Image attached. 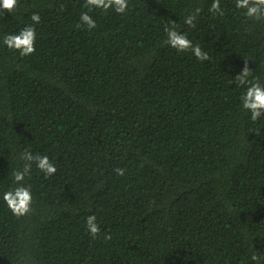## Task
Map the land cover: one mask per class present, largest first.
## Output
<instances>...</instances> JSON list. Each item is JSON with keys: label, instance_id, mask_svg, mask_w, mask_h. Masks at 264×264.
Returning a JSON list of instances; mask_svg holds the SVG:
<instances>
[{"label": "trees", "instance_id": "obj_1", "mask_svg": "<svg viewBox=\"0 0 264 264\" xmlns=\"http://www.w3.org/2000/svg\"><path fill=\"white\" fill-rule=\"evenodd\" d=\"M211 3L128 0L123 14L93 9L92 30L78 26L85 0L0 9V264H253L264 254V116L251 120L246 85L234 82L247 65L264 85V20L235 0L213 16ZM34 12L36 51L20 56L3 37ZM173 25L209 59L165 43ZM25 149L57 172L32 162L22 182L31 211L17 217L3 193Z\"/></svg>", "mask_w": 264, "mask_h": 264}, {"label": "clouds", "instance_id": "obj_2", "mask_svg": "<svg viewBox=\"0 0 264 264\" xmlns=\"http://www.w3.org/2000/svg\"><path fill=\"white\" fill-rule=\"evenodd\" d=\"M18 0H0V9H6L8 12L17 7ZM88 10L80 14L79 24L84 25L87 29L92 30L97 27L96 21L89 13L93 9H102L107 12L113 9L118 14H123L128 10V0H85L84 5ZM235 7L242 9L243 14L252 20H264V0H235ZM201 9L197 7L193 12L189 13L183 20L189 27H195L194 21L199 15ZM209 12L213 15L223 16L225 13L221 8L220 0H212ZM32 24L25 25L18 33L6 34L3 37V44L9 49L19 52L20 56H29L36 51V28L35 25L40 23L41 17L39 13L34 12L30 16ZM167 40L165 43L176 49L178 52L191 50L194 56L200 60L205 61L209 59L207 52L203 51L199 44H193V41L188 38L186 33L180 32L175 25L172 27H165ZM251 70L247 65L242 71L235 76V81L238 85H246V90L241 96V103L243 109L250 112V118L257 121L261 116H264V85H262L257 78L249 79ZM20 158L26 163L22 170L13 172V178L17 186L7 190L3 193V200L6 202L8 208L13 215L22 217L31 211L32 193L30 186L24 185L22 182L25 177L30 174L32 162L36 163L37 168L44 173L45 176H52L57 172L56 165L49 159L47 155H33L28 149H25ZM118 175H124V169H115ZM95 214L89 215L86 218V228L89 234L96 237L100 232V227L96 222ZM110 239V235L105 237ZM264 260V254L253 252L251 261L253 264H261Z\"/></svg>", "mask_w": 264, "mask_h": 264}]
</instances>
